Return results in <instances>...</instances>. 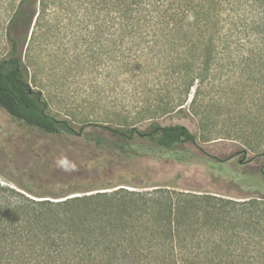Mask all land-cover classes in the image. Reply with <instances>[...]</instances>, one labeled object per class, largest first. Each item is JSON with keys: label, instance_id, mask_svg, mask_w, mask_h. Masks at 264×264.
I'll list each match as a JSON object with an SVG mask.
<instances>
[{"label": "trees", "instance_id": "1", "mask_svg": "<svg viewBox=\"0 0 264 264\" xmlns=\"http://www.w3.org/2000/svg\"><path fill=\"white\" fill-rule=\"evenodd\" d=\"M37 3L31 45L50 0H0L8 46L0 59V109L11 120L44 135L85 140L132 163L225 169L235 145L198 143L195 112L184 104L225 64L264 66V0H100L129 64L160 66L144 76L157 82L145 91L144 106L120 125L48 113L46 96L29 82L31 61L22 58L18 40ZM245 162L241 157L238 166ZM260 174L257 195L239 200L179 183L178 190L156 183L49 195L0 183V264H264V162Z\"/></svg>", "mask_w": 264, "mask_h": 264}, {"label": "rangeland", "instance_id": "2", "mask_svg": "<svg viewBox=\"0 0 264 264\" xmlns=\"http://www.w3.org/2000/svg\"><path fill=\"white\" fill-rule=\"evenodd\" d=\"M99 2L50 0V13L31 45L37 3L29 28L18 36L20 53L24 60L30 58L29 82L46 96L50 115L72 113L79 122L120 125L125 119L129 122L144 106L149 96L145 91L155 85L150 83L154 79L146 82L144 76L155 69L158 72L160 66L147 69L129 64L125 44L119 50L114 30L108 28L109 6L101 12ZM3 26L0 10V59L8 52ZM241 53L246 58L247 48ZM133 67L138 75H132ZM166 90L173 91V86ZM194 90L195 87L184 109L189 114L195 112L190 116L196 124L198 143L235 145L228 155L233 157L223 170L209 167L204 173L200 165L128 162L122 157H110V151L79 138L28 130L0 109V183L43 195L79 193L108 185L131 189V185L156 183L175 190L179 183L219 191L234 200L257 195L255 186L262 180L260 168L264 162L260 156L264 152V66L225 64L193 99ZM235 151L243 154L234 155ZM64 157L68 171L56 166V161ZM241 157L246 162L238 166Z\"/></svg>", "mask_w": 264, "mask_h": 264}, {"label": "clouds", "instance_id": "3", "mask_svg": "<svg viewBox=\"0 0 264 264\" xmlns=\"http://www.w3.org/2000/svg\"><path fill=\"white\" fill-rule=\"evenodd\" d=\"M66 161H67V158H66V157L61 158V159H58V160L56 161V166H57L58 168H60L61 170L68 171L69 169H67V168L65 167Z\"/></svg>", "mask_w": 264, "mask_h": 264}]
</instances>
